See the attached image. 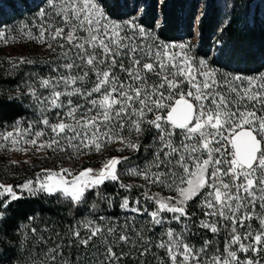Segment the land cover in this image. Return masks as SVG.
Segmentation results:
<instances>
[{
	"label": "snow or ice",
	"instance_id": "6c2138e0",
	"mask_svg": "<svg viewBox=\"0 0 264 264\" xmlns=\"http://www.w3.org/2000/svg\"><path fill=\"white\" fill-rule=\"evenodd\" d=\"M45 2L49 9L41 13L38 35L29 37L46 44L55 60L45 62L47 75L33 73L25 82V95L39 117L27 127L17 121L12 130H0V149L66 153L67 159L102 154L115 144L123 145L117 152L135 151L139 145L128 135L139 136L143 125L154 131L155 147L144 165L117 155L99 168H42L15 187L0 183V220L24 192L80 204L91 191L108 208L119 197L123 219L85 218L63 232L53 229L40 236L41 264H127L134 254L139 264H261L264 75L218 81L186 44L153 46L139 24L112 20L103 0ZM25 63L37 62L21 57L19 64ZM122 175L143 183H124ZM106 183L114 186L115 195L104 192ZM153 187L171 195L152 192ZM190 201H197L194 207L203 217L198 229L213 235L199 248L187 242L196 215L189 214ZM173 223L181 226L179 231ZM30 231L37 234L35 227ZM221 232L223 251L216 240Z\"/></svg>",
	"mask_w": 264,
	"mask_h": 264
},
{
	"label": "rangeland",
	"instance_id": "374dc122",
	"mask_svg": "<svg viewBox=\"0 0 264 264\" xmlns=\"http://www.w3.org/2000/svg\"><path fill=\"white\" fill-rule=\"evenodd\" d=\"M15 2L19 6H22L21 0H15ZM28 2L32 4V7L29 10H26L20 15L10 16L5 22L0 24V32L5 33V38L0 39V93L4 91L8 93L9 96L15 97L19 101L23 102L27 108V113L24 117L0 127V130H3L4 128L12 130V125H14L17 121L20 122L21 127H27L28 123L34 122L38 119V112H36L35 108L33 107L30 98L25 95V82L29 81L33 73L41 76L47 75L48 72L46 70L45 62L55 60V53H52L47 48L46 44H39L35 39H31L29 37V34H31V36L38 35V26L44 19L43 17H41V13L49 9V4L46 3L45 0H28ZM209 2L210 0H200L198 15L195 18V24L192 29V37H181V39L175 41H164L157 37L156 29L162 23L161 17L156 21V27L154 29L145 28L140 24L138 18L142 11V6L139 8L137 13L121 20L112 18L107 13L104 4L103 6L106 14L115 22L123 23L125 21L132 20L134 23L142 26L145 31L150 34V39L148 42L152 43L153 46H155V44L157 43L186 44L188 46L189 54L194 58V60L204 61L209 69L215 71L216 79L218 81H222L224 78H231L237 75L243 77H259L261 75H264V66L261 70H259V72L253 74H235L232 72L230 66L225 67L222 64L223 59H221L218 55V48L222 45L223 25L220 26V28L214 35V42L216 47L213 48L209 57H201L195 52L200 43V34L197 22L206 13ZM256 2L258 3L256 4ZM0 3L4 4L2 0H0ZM216 3L219 5L222 11V16H220V18L223 24L228 21V13L230 12V8L234 3H237L238 6H240V8L242 7V9L244 10H249L250 18L255 12L258 14V16L262 18L264 17V0H244L242 2L239 0H216ZM6 8L9 10V7ZM57 51H59V49H57ZM21 57H24L26 60L36 61L37 63L32 65L27 63L19 64V60ZM10 80L14 81L10 82ZM151 118V114H149L148 119ZM142 127L144 130L139 136H137L135 133H131L128 135V139L140 146L143 138H146L147 155H145L140 161L132 164H146L155 147V141L153 140L154 131L150 128V126L143 125ZM120 147H123V145H110L102 154H91L89 156H82L79 159H67L66 156L68 154L66 153L52 154L51 152L46 151L35 154L33 151L25 154L23 152L0 149V183L11 184L15 187L16 185L23 183L27 179L34 178L35 174L42 168L58 169V167H68L73 169L74 171L82 170L85 167L99 168L102 161L110 156L122 155L129 157L134 154L135 151H137L128 148H125L122 153L115 151L116 148ZM13 161H15L16 163L14 164ZM25 161H27V163H25ZM129 166H131V164H125V167ZM121 171H123V169H121ZM121 180L124 183L129 184L143 183V181H141L138 177L130 175H122ZM152 192H160L161 195H171V193H169L167 189L161 190L159 187H153ZM121 194L124 195L122 190ZM137 194L138 192L134 188L133 195ZM22 196L35 195H29L27 192H24ZM191 202V211L196 213L195 217L199 222V220L203 219V217L198 209L194 207V204L197 201ZM256 212L261 213V209L257 207ZM117 213L109 212L101 214L100 216H119L121 219H123L124 214L121 212V210L117 211ZM85 218L94 219L95 217H93L92 214L85 212L79 218L75 219L73 223ZM138 219L143 218L141 217ZM251 223L254 229H258V222L255 219H253ZM33 227L37 229L36 235H34L30 231V229ZM171 227L179 231L181 226L173 223ZM48 231L49 230L44 227L43 221H41L40 219L38 221H33L27 225L22 226L16 234V236L21 239V241L19 242L20 247H16L18 255L13 260L11 259V264H33L34 261L35 264H41V261L43 259V246L39 237L44 236V234L46 236V233H48ZM158 232L159 229H157V233ZM196 233H198L199 237L196 238L188 234L187 238V242H189L191 245H194L196 248L202 246L204 239H213V235L206 230L198 229ZM145 235L152 236V233L146 231ZM223 237L224 233L221 232L220 236L216 238L217 246L220 247L221 251H223ZM12 245L15 246L14 243H12ZM48 246H52L51 241H49ZM209 251L211 252L212 249H209ZM157 254L161 257H164L165 255L163 250H157ZM241 256L243 258L242 254ZM4 264H9V262ZM127 264H139L138 256L134 254L132 259L127 260ZM261 264H264V258L261 259Z\"/></svg>",
	"mask_w": 264,
	"mask_h": 264
},
{
	"label": "trees",
	"instance_id": "16d2710c",
	"mask_svg": "<svg viewBox=\"0 0 264 264\" xmlns=\"http://www.w3.org/2000/svg\"><path fill=\"white\" fill-rule=\"evenodd\" d=\"M2 1L4 4L0 3V24L10 16L20 15L32 7L28 0H21L22 6L16 4L15 0ZM199 3L200 0H103L107 13L117 20L134 15L141 6L143 8L138 19L143 27L154 29L156 21L161 17L162 23L156 29V34L164 41L192 37ZM6 7H9V10ZM220 16L222 11L216 0H210L206 13L197 22L200 43L195 52L201 57H209L213 48L216 47L214 35L223 25L222 45L218 48V55L223 59L222 64L225 67L230 66L235 74L259 72L264 66V17L258 16L255 12L250 18L249 10L240 8L237 3L230 8L228 21L225 24ZM13 81L10 80V82ZM26 113L27 108L23 102L4 91L0 93V127L24 117ZM146 146L147 140L143 138L138 150L129 156L131 163L138 162L147 155ZM103 190L107 194L115 195V188L111 184L106 183ZM118 200L119 197L113 207L108 208L91 191L85 193V199L80 204H73L59 195L47 196L41 193L35 196H22L9 205L3 220H0V264L9 262V258L13 260L17 257L16 247H20L21 239L16 234L22 226L40 219L44 227L49 230L46 236L44 234L47 237L52 234L53 229L65 231L85 212L92 214L95 218L104 213H117L120 210ZM93 203L97 205V208H92ZM191 206L190 201L188 209L190 215ZM198 224L197 218L193 216L189 235L199 237L196 233Z\"/></svg>",
	"mask_w": 264,
	"mask_h": 264
}]
</instances>
